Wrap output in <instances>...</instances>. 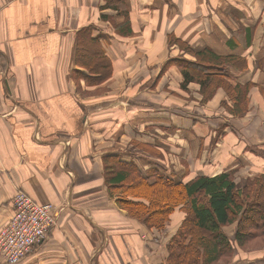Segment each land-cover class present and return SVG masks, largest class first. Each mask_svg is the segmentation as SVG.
<instances>
[{
  "label": "crops",
  "instance_id": "0c3cea01",
  "mask_svg": "<svg viewBox=\"0 0 264 264\" xmlns=\"http://www.w3.org/2000/svg\"><path fill=\"white\" fill-rule=\"evenodd\" d=\"M105 1L0 0L3 70L0 72V229L13 213V198L19 190L26 191L38 202H52L58 212L57 222L48 236L15 264L165 263V239L154 242L150 238L153 229L149 230L130 217L107 191L102 157L105 151H120L124 138L151 147L163 145L164 150L169 148L171 152L181 154L182 148L171 147V137L164 138L165 135L161 137L153 132L169 135L165 128L177 125L179 134L190 138L188 129L194 127L193 121L186 119L177 102L176 113L174 107L172 111L165 107L168 101L165 100V89L160 84L153 89L154 77L148 80V75L143 82L140 80L141 83L131 81L128 90L121 92L120 89L100 97L102 100L97 103L103 101L101 105H94L89 95L82 94L90 88L83 75L88 74L83 65L88 55L81 53L80 40L77 58L75 43L79 32L92 26L91 22L96 23L92 35L99 38L100 54L112 63L111 77L122 79L123 71L134 69L136 72L145 55L147 58L158 57L160 61L169 57L161 53V47L167 32L165 23L170 20L165 19V0H159L158 7L153 3L146 5V8L158 9L155 15L139 8V0H126L135 35L124 39L99 26ZM196 1L186 0L193 9L198 5ZM225 1L231 14L220 15V18L231 21V25L227 23L231 31L238 22H248L247 27H254L255 31L264 23V0ZM215 4L223 5L220 1ZM232 14L236 19L231 18ZM221 24L215 20L204 44L219 54L246 56L250 69L262 48L259 41L254 39L249 44L251 40L245 37L242 42L234 36V31L229 34ZM138 29L141 36L136 41L141 42V49L134 43ZM204 31V28L196 30L198 36L195 35L194 43L203 38ZM248 31L252 32L247 29L246 35H249ZM154 48L160 49L159 52ZM143 69L147 72L148 66ZM169 70L173 74V70L179 69L174 66ZM245 74L240 75L242 82H246ZM177 77L183 82V75L181 78L177 73ZM212 132L195 130L197 150L195 158L190 155L192 161H199L193 165H199L202 170L196 174L214 175L239 163L233 161L234 150L229 153L232 160H227L228 146L225 144L218 154L217 148L226 139L220 144V139L217 140L218 147L210 154L215 159L209 158L205 138L208 134L215 135ZM227 133L224 132L225 136ZM216 153L225 160L218 161L221 157ZM118 154L124 160H134L130 153ZM157 154L160 156L165 152L161 148ZM226 160L229 163H225ZM155 165L164 172L170 170L178 176L175 178H185L183 173L168 168V160L153 159L143 169L146 171ZM0 264L7 263L0 260Z\"/></svg>",
  "mask_w": 264,
  "mask_h": 264
},
{
  "label": "rangeland",
  "instance_id": "374dc122",
  "mask_svg": "<svg viewBox=\"0 0 264 264\" xmlns=\"http://www.w3.org/2000/svg\"><path fill=\"white\" fill-rule=\"evenodd\" d=\"M215 1H220L223 5L215 4ZM235 1L250 2V0ZM108 2L109 0H106L102 5L99 26L103 27L105 30H108L111 35H120L121 38L124 39L134 36L135 33H133L132 28V30L125 34H121L116 30L115 22L116 24L124 22V16L120 15L115 8L108 6ZM224 2L228 4L225 0H197L196 4L198 5L196 9H193L187 4L186 0H165V19L170 21L165 23V31L167 32L165 33V44L161 47L163 48L161 53H165V57L169 55L170 60L168 57V60L165 59L160 61L158 60V57L147 58V55H145L143 64L140 67H136V72H134V69L123 71V73L120 74L122 75V79L111 77L113 73V67L111 75L105 77L100 82L90 83L87 81V79H85V84L90 88L89 92L85 91L82 94L89 95L90 100H93L92 103L98 106L101 105V102H103L101 101L99 104L97 103L98 101L102 100L100 97L108 96L109 94L119 91L120 89H122L121 92L128 90L130 83L133 80H139L137 82H140L142 79L143 82V78H147V75L148 80L154 77L152 88L155 89L156 86L160 84V86L165 89V100H168L165 102V107L170 111H172V107H174L173 111L176 113L178 107L176 104L177 102L183 109V114L186 119L189 120V122L193 121L192 124L194 127H190L188 129V131H190V138H186L183 134H179L177 125H170L169 128H165V131L169 135L163 134L161 131L153 132L154 134H157L161 137L165 135L164 138L171 137V139H169V141L173 142L171 147L179 146L182 148L183 151L181 154L173 153L169 148V150H164L163 148L165 147L163 145H159L163 152H165V154H160L159 156L157 151L161 148L147 146L143 143L134 142L133 140L131 141L129 138H124L121 140V146L119 149L120 151L117 152L130 153L134 159L125 161H134L143 169L144 165H148L153 159L168 160V168L174 170L178 174L183 173L185 175L184 180H188L196 173L202 171L199 165H193V162L196 161L198 163L199 161H192L190 155L192 154L195 158V153L197 150V136L195 137L194 135L195 130L199 133L203 132V130H206L208 133L211 131L215 132V135L211 136V134H208L206 136L207 138H205L207 141V152L209 153V158L212 157L215 159V156L210 154H212L211 151H214V149L218 147V139H220L219 144L226 139L221 143V145H219L217 150L219 152L218 154H220L222 152L223 145H227L228 152H225V154L229 162L232 160V156H230L229 153L234 150L233 161H238L239 163H237L235 166L236 169L233 176L239 183H242L247 178H256L258 173L264 172V23L260 25L257 31H255L254 27H247V24H249L248 22H246V24L244 22H238V24L234 23L236 25L233 30L234 32L231 31L230 27L228 26V24L231 25V21L228 19L226 22L224 18H220V15L225 17L227 15L230 16L231 14L229 6H225ZM151 3L157 5V7L159 6V0H139L138 6L139 8H144V10L150 11L153 15H155L158 13V9L155 10L152 7L146 8V5ZM127 7L130 12V7L128 5ZM235 17V15H231L232 19H236ZM216 19L222 23L221 26L225 27L226 30L230 32L229 34L233 32L234 36H238L242 42L245 40V37H248V39L251 40L249 44H251L255 39L259 41L260 46L262 47L259 54L256 56V59L252 61V66L250 69L248 67L247 69L241 72L239 71L238 73L239 76L246 73V78H244L246 79V82H255V85L251 86L247 91L244 104L245 111L238 115H231L229 112H227V109L229 110L228 105L232 106V104L235 102V99L234 95L227 91L224 86H220L213 90L207 99H204L203 94L201 93V84L198 81H191L195 84L189 82L191 83L190 85L187 83L186 86H183V82H180L177 77L178 73L182 78L181 68L177 65L176 61L173 60L180 57L189 59H195V57L190 52H187L185 49L181 48L178 44L173 43L174 41L171 40V34H173L174 37L187 41L193 47V49L201 48L202 46H205V42H203V40H208V34L212 32L213 23ZM94 24L96 23L91 22L90 25L94 26ZM130 25L132 27L131 22ZM202 28L205 30L203 38L194 43L193 39L195 40V35L198 36L196 30H202ZM247 29L252 30V32L248 31L249 35H246ZM81 32H79L75 43L77 58L80 55L78 48L79 41H90L88 36L84 33L81 34ZM147 32L149 33L148 29ZM140 36V29H138L137 36L134 38V43L139 49H141L142 45L141 42L136 41V39H138ZM98 39L99 38H96V40ZM155 43L159 44V41L155 40ZM174 49L175 51H173ZM154 50L159 52L160 49L154 48ZM102 57L103 56H101V58L96 57L95 61L103 62L104 60ZM89 60V57H86V59L83 60V65L87 68V70L91 69L88 66L90 62ZM145 66H148L147 72H145L143 69ZM174 66L179 69V72L177 70H173L174 73L172 74L170 70L168 71V68L170 67L171 69ZM90 73L93 74V71H90ZM240 81L242 82L241 78ZM177 87H179L180 90L177 91ZM159 94L163 95L162 93ZM235 95H237V93ZM169 101H175V103H171ZM199 121H201V124H198ZM225 128H227V130H225ZM152 131L153 130L151 129V132ZM224 132H229L227 133L228 136H225ZM179 140L182 141L180 142L182 143L181 145ZM227 140L231 141V143L229 144ZM165 142H167V140ZM111 151L113 150L105 151L102 157L104 178L106 177L104 175V158H107L111 154L119 155L117 152ZM120 157L122 158V156ZM220 157L221 158L218 161H223V159L225 160L224 157ZM227 160L225 163H229ZM217 163L219 165H223L221 162ZM155 167L158 168V165H155L153 168ZM166 171L171 173L168 169H166ZM171 174L175 177H178L173 173ZM119 195L120 194L115 193L113 196L117 198ZM117 205L121 209L125 210L130 217L137 219L141 224L149 228V230L153 229L150 238L154 242H162L163 239H165V253L167 254L165 258L166 263L169 255L168 244L172 237L178 232V230L181 229L183 219L186 216V210L181 208L178 210L179 207L176 208L175 212H173L169 217V220H167L165 227L158 229L155 227H148L140 218L132 216L127 209L121 207V204L118 202ZM227 231L229 235L233 237L235 231L234 223L228 226ZM234 250L235 251L232 256L230 255L227 258H221L216 264H264V237L262 238L259 236H253V238L247 242L245 247H235Z\"/></svg>",
  "mask_w": 264,
  "mask_h": 264
},
{
  "label": "trees",
  "instance_id": "16d2710c",
  "mask_svg": "<svg viewBox=\"0 0 264 264\" xmlns=\"http://www.w3.org/2000/svg\"><path fill=\"white\" fill-rule=\"evenodd\" d=\"M108 6L124 16V22H115L116 30L121 34L132 30L125 0H109ZM92 30L93 26H88L81 32L90 39L81 42V53L88 55V66L92 69L83 75L88 82L96 83L111 75L112 63L107 56L100 55ZM170 36L173 43L195 57L173 59L181 68L182 85L198 81L204 99L224 86L235 99L227 112L231 115L244 112L247 91L255 85L253 81L241 82L238 75L249 67L247 57L238 53L219 54L209 45L193 49L187 41ZM101 56L103 62L95 61ZM104 159L108 191L111 195L120 194L116 198L120 206L148 227L164 228L176 208L186 210L181 229L168 244V259L162 264H216L221 258L232 256L235 247H245L253 236L264 237V172L242 183L233 176L236 167L214 175L195 174L184 180L161 168L145 171L120 155L111 154ZM233 223L235 231L231 237L227 230Z\"/></svg>",
  "mask_w": 264,
  "mask_h": 264
},
{
  "label": "built area",
  "instance_id": "2783aa9c",
  "mask_svg": "<svg viewBox=\"0 0 264 264\" xmlns=\"http://www.w3.org/2000/svg\"><path fill=\"white\" fill-rule=\"evenodd\" d=\"M0 72H3L1 57ZM57 217V206L52 202H38L26 191H17L13 198V213L0 229V259L7 264L22 260L48 236Z\"/></svg>",
  "mask_w": 264,
  "mask_h": 264
}]
</instances>
